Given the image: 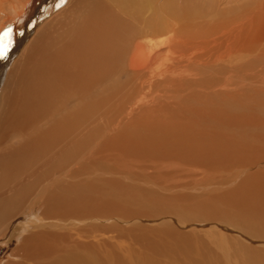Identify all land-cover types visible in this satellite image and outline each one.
I'll return each instance as SVG.
<instances>
[{
	"label": "bare ground",
	"instance_id": "6f19581e",
	"mask_svg": "<svg viewBox=\"0 0 264 264\" xmlns=\"http://www.w3.org/2000/svg\"><path fill=\"white\" fill-rule=\"evenodd\" d=\"M62 1L0 4L5 264H264V0Z\"/></svg>",
	"mask_w": 264,
	"mask_h": 264
},
{
	"label": "rangeland",
	"instance_id": "374dc122",
	"mask_svg": "<svg viewBox=\"0 0 264 264\" xmlns=\"http://www.w3.org/2000/svg\"><path fill=\"white\" fill-rule=\"evenodd\" d=\"M7 0H0V4L2 3H6ZM62 1V0H61ZM69 0H64L62 1L61 5H60V10L62 8H64L67 4H68ZM5 10L6 13L1 17L0 19V37H5L7 40L5 42V40H2L0 42V50H3V48L5 46H7V52L6 53V57L5 56H0V64L4 63L5 64V60H7V62L10 60L9 56L12 57L14 56V52L16 50L20 51V48L18 47L19 41H20V37L23 34V27L20 22V20L22 18L21 17V13H17L13 7H9L5 5ZM23 17V16H22ZM20 22L18 24H16V26H14V24L16 22ZM143 41L147 40V38L142 39ZM29 42V40H28ZM28 42H26L25 44H27ZM15 44V45H14ZM25 44L22 46V48L25 46ZM11 53V54H10ZM8 56V57H7ZM17 57H15V59H17ZM6 62V63H7ZM82 155L79 156V159H82ZM84 159L86 157H83ZM107 173V172H106ZM27 222L25 220H17L16 222H14V226L11 229V232L9 231L8 236L5 237V239H3L0 242V264H5L8 261L13 260V258L11 257V253L12 251L17 248L18 243H19V238L22 235V232L24 231V228H27Z\"/></svg>",
	"mask_w": 264,
	"mask_h": 264
},
{
	"label": "snow or ice",
	"instance_id": "6c2138e0",
	"mask_svg": "<svg viewBox=\"0 0 264 264\" xmlns=\"http://www.w3.org/2000/svg\"><path fill=\"white\" fill-rule=\"evenodd\" d=\"M7 53V46L3 48V50H0V56H6Z\"/></svg>",
	"mask_w": 264,
	"mask_h": 264
}]
</instances>
